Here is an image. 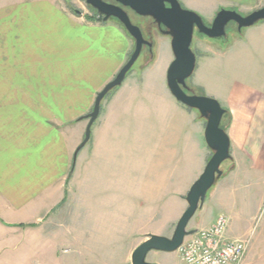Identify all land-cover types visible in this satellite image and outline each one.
<instances>
[{
  "label": "crops",
  "instance_id": "0c3cea01",
  "mask_svg": "<svg viewBox=\"0 0 264 264\" xmlns=\"http://www.w3.org/2000/svg\"><path fill=\"white\" fill-rule=\"evenodd\" d=\"M60 1L0 0V264H33L32 256L38 261L47 250L57 255L55 241L63 235L56 232L72 216L78 217L80 206L95 223L103 214L107 222L121 220L125 226L114 230V240L124 238L120 234L126 235L128 227L146 234L139 240L150 233L169 236L186 208L180 196L190 185L174 196L168 183L193 161L203 170L212 154L203 137L205 119L171 95L166 68L156 91L145 88L138 94V87L148 86L146 74L138 84L125 79L114 88L100 104L89 140L74 155L87 124L82 116L126 62L132 40L116 22L71 13ZM180 1L202 14L204 8L242 12L260 0ZM246 28L223 52H229L233 62L230 72L252 57L251 66L220 92H206L227 111L222 128L229 138L230 158L210 192L220 206L225 200L235 205L239 177L264 178V20ZM210 50L203 53L205 67L215 63ZM193 84L202 87L198 81ZM139 96L162 104L153 111L155 119L128 122ZM129 127L149 132L130 137ZM159 129L164 132L162 152ZM128 139L137 145L130 151L134 153H127ZM148 143L150 149L144 148ZM127 157L167 160V183H159L158 169L126 170ZM167 193L171 203L165 201ZM79 238L73 235L71 241ZM233 238L248 240L241 264H264V235ZM174 254L173 264H181L179 252Z\"/></svg>",
  "mask_w": 264,
  "mask_h": 264
},
{
  "label": "rangeland",
  "instance_id": "374dc122",
  "mask_svg": "<svg viewBox=\"0 0 264 264\" xmlns=\"http://www.w3.org/2000/svg\"><path fill=\"white\" fill-rule=\"evenodd\" d=\"M60 2L71 13H75V11L79 10V15H82L86 18L95 16V11H93V9L85 3V0H61ZM179 2L182 7L187 8L183 1L179 0ZM263 5L264 0H260L256 2L255 8H244L241 10L242 12H239L238 10L236 11L242 15H246ZM187 9L193 10L194 12L199 14L207 25L212 22L216 12L219 10V8L217 10H214L212 8H204L201 14V12H198L197 10L191 8ZM134 19L133 22L139 24V27L142 30H150L149 20L148 24H142V22H140V19ZM108 20L116 22L117 24L122 26L115 18H109ZM245 29L247 28H242L240 31H238L236 28V24L234 22H229L225 28V37L208 38L197 33L196 31L194 32L190 48L195 53L196 64L193 73L186 79V84L188 87L187 93H203L204 95H207V91L220 92L226 84L234 83L235 81L240 79H234V77H237V75H240L241 77L244 76V70H247L248 67L252 64V57L241 63L243 67L237 68L230 72V70L233 69V62L231 61L230 57H228L229 52L224 53L223 51H225V49L228 48L234 40L236 41L238 39L237 36L241 35L245 31ZM152 37L154 40V44L152 46L151 53L148 52L147 48L143 47L138 58L124 78V80L126 79L128 83H131L135 79V83L138 84L143 75H147L145 76V78L148 86L138 87L137 91L140 95L142 93L141 89L148 88L151 91L156 89V86L160 83V79H162V75L165 69L173 59L169 38L161 35L156 30L152 33ZM130 39L132 40V45L130 47L129 53H131L134 48V41L131 37ZM208 48L211 49V57H214L215 60V63L212 67H205L203 64L205 62L203 60V53L206 52L205 49ZM245 55L247 56V54ZM254 57L258 59V57ZM152 62L153 65L152 67H150L151 69H146L144 71L146 66H148ZM262 69L264 71V64H262ZM196 81H198L203 88L199 85L193 84L196 83ZM112 92L113 89L109 91L106 96H109ZM144 92L145 91H143V93ZM106 96L104 98H106ZM215 99L221 105V101L217 98ZM160 101L163 100L161 99ZM135 102L136 103L133 105L132 109L128 112V122L136 123L138 121L139 123H143L145 122V120L143 119L144 117H148L152 120L155 119L156 116L153 114V111L154 109H156L157 105L161 106L162 104L161 102L159 104L155 103L154 101H151L150 98H146V96H139V98H137ZM225 123L226 121H224V124ZM130 127L127 130V136L130 137H140L141 135L143 137H146V133L149 132V130H146L145 128H134L132 131V128ZM159 127H161V124H159ZM162 129L164 130L165 127ZM160 130L161 129H159L160 152H162L161 149H163V147L161 146V136L164 134V132L163 134H160ZM191 131L194 132L192 128ZM127 142H129L128 144H130L127 149V153H134L137 148V145L134 144L135 141L132 144L128 139ZM143 147H147V149H150V144L148 143ZM131 150H134V152H130ZM134 162L136 163L135 165ZM169 165L170 162L168 163L167 160H155L153 162H150L130 160V157H127L125 160L126 170H132L133 168L140 167L142 169L152 168L154 171H157L158 169L159 174L157 179L159 183L164 184L167 183L163 182V180L166 181L165 177H167L166 173L169 171ZM225 165L226 161H223L220 168L225 167ZM201 167V163H198V161H193L190 165V169L185 168V170H183L178 177H173L174 180L172 178V181H174L172 184H170L171 182L169 180L170 183H168L169 185L167 187L169 194L179 196L180 193L184 191L186 187H189V185H191V183L198 177L202 170ZM238 179L239 180L236 186L237 193L234 196L235 205H231L232 200L230 201V203L225 200L221 206L213 202L214 200L210 192L211 188L214 185L211 186L207 191L203 206L197 209L195 214L189 220L187 224V230L203 227V225L207 224L212 219L215 220L219 215H224L229 218L226 232L230 236V238L249 236L250 239H252L259 235H264V178L256 176H242ZM185 194L186 191L180 197L184 199ZM170 195H168L167 193V198H165V201H169V203H171ZM84 209L85 208L83 206H80L78 209V217L73 218L72 216L69 221L64 222L62 226L58 228L56 233L63 236L55 241V250H57V255L55 254V256H50V251L47 250L45 256L39 258L38 261V257L32 256L31 259L32 261H34L32 262L33 264H131V252L143 241L139 239L141 237H145L146 234L139 232L141 230L140 228H135L131 231L128 227L126 235L120 234L123 237L125 236L124 238L114 240V230H122L125 226L123 222L121 220H118V218H112L110 219V222H107L108 216L107 214H103L104 216L99 215L100 218L95 223L92 218L88 219L86 210ZM89 216H91V214ZM179 216L172 226V232ZM172 232H170L169 236L172 235ZM72 234H77L78 236H80L79 241L72 242ZM98 238H105L106 240ZM44 259L46 260V263L44 262ZM149 259H151L152 261H150ZM146 260L156 263L173 264L176 261V257L174 252L150 251L146 256Z\"/></svg>",
  "mask_w": 264,
  "mask_h": 264
},
{
  "label": "water",
  "instance_id": "95a60500",
  "mask_svg": "<svg viewBox=\"0 0 264 264\" xmlns=\"http://www.w3.org/2000/svg\"><path fill=\"white\" fill-rule=\"evenodd\" d=\"M85 0V3L94 9L98 22L115 18L134 41V48L126 62L120 67L115 76L109 80L97 93L92 110L82 116L87 119L84 137L77 146L74 155L85 145L91 134V126L99 114L100 104L109 91L120 86L138 58L144 46L151 53L152 42L144 38L141 28L134 24L123 7H129L140 16L151 17L162 34L170 36V48L173 59L166 70V85L176 101L189 108L196 109L205 119L203 137L206 146L212 151L203 170L191 183L184 200L186 208L176 221L171 236L148 234L130 255L131 264H159L146 260L150 251L175 252L183 243L186 236L193 234L197 229L187 230V224L196 210L204 204L207 191L222 176L221 163L230 158L229 138L220 126L226 110L213 97L204 94L187 93L186 79L195 69L196 56L190 48L193 34L197 33L208 38L225 37L226 25L234 22L240 31L264 20V5L242 15L236 10L220 8L212 22L207 25L203 18L193 10L181 6L179 0ZM76 12H80L77 10ZM164 27L162 29L161 27Z\"/></svg>",
  "mask_w": 264,
  "mask_h": 264
},
{
  "label": "built area",
  "instance_id": "2783aa9c",
  "mask_svg": "<svg viewBox=\"0 0 264 264\" xmlns=\"http://www.w3.org/2000/svg\"><path fill=\"white\" fill-rule=\"evenodd\" d=\"M228 217L219 215L212 224L185 237L179 246L181 264H241L248 240L229 238Z\"/></svg>",
  "mask_w": 264,
  "mask_h": 264
},
{
  "label": "flooded vegetation",
  "instance_id": "af4514ba",
  "mask_svg": "<svg viewBox=\"0 0 264 264\" xmlns=\"http://www.w3.org/2000/svg\"><path fill=\"white\" fill-rule=\"evenodd\" d=\"M105 1H107V2H111V3H114V1H112V0H105ZM123 9L128 13V15H129V17H130V19H131V21L133 22V19L134 18H138V19H140L141 21L140 22H142V24H144V23H147L148 24V20H149V23H150V30H142V32H143V35H144V38L146 39V40H148V41H150V42H152V46H153V44H154V40H153V37H152V33L156 30L158 33H160L161 35H164V36H166V37H168L169 38V40H170V36H168V35H165V34H162L161 32H160V30L158 29V27H157V25H156V23L154 22V20L151 18V17H148V16H140V15H138V14H136L132 9H130L129 7H123ZM93 11H94V9H93ZM96 17V14H95V16H94V18ZM135 20V19H134ZM134 24H136L135 22H133ZM136 25H138L139 26V24H136ZM162 29H164V27L162 26L161 27ZM145 48H147V50H148V47L147 46H144ZM149 52V51H148Z\"/></svg>",
  "mask_w": 264,
  "mask_h": 264
},
{
  "label": "trees",
  "instance_id": "16d2710c",
  "mask_svg": "<svg viewBox=\"0 0 264 264\" xmlns=\"http://www.w3.org/2000/svg\"><path fill=\"white\" fill-rule=\"evenodd\" d=\"M90 18H93V16H90ZM225 115H227V111L225 112V114L223 115L222 117V120H221V123H220V126L223 127V121H224V117Z\"/></svg>",
  "mask_w": 264,
  "mask_h": 264
}]
</instances>
